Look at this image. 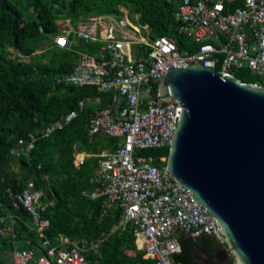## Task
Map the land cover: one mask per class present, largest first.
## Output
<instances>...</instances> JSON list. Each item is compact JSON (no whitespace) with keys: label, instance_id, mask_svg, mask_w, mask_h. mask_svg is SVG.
Masks as SVG:
<instances>
[{"label":"built area","instance_id":"obj_1","mask_svg":"<svg viewBox=\"0 0 264 264\" xmlns=\"http://www.w3.org/2000/svg\"><path fill=\"white\" fill-rule=\"evenodd\" d=\"M173 20L176 31L189 38L196 49L180 51L171 37L151 36L147 25L137 21V14L131 18L86 15L74 27L52 37L54 45L65 47L72 31L91 46L90 51H81L79 61L55 82L91 86L106 94V104L89 116L87 132L118 139L113 149L94 154L98 157L92 179L96 187L82 189L80 194L102 198L105 208L118 210L114 227L129 225L136 247L153 264H182L172 258L177 249L173 235L178 231L190 237L220 236L213 216L193 200L185 185H178L165 171V157L160 156L163 163L158 164L154 156L141 152L168 146L176 118L180 117L178 100H163L156 93L167 68L199 63L227 74L245 68L260 79L256 83H264V0H178ZM100 98L79 99L76 107L80 109L87 101L100 105ZM75 115V109L69 110L39 133L18 138L10 153L26 155L38 135L47 137ZM88 155L75 152V162L82 164ZM50 204L31 180L12 194L11 205L24 209L31 218L30 230L38 252L13 247L9 263L92 264L82 254V242H50L45 234L48 220L40 216ZM7 232L14 236L10 223L0 226L1 236Z\"/></svg>","mask_w":264,"mask_h":264},{"label":"trees","instance_id":"obj_2","mask_svg":"<svg viewBox=\"0 0 264 264\" xmlns=\"http://www.w3.org/2000/svg\"><path fill=\"white\" fill-rule=\"evenodd\" d=\"M177 2L0 0V226L10 223L14 233V236L9 232L0 235V264H10L8 256L14 243L25 236L29 238V248L37 247L29 214L11 205L12 194L22 190L29 180L51 200L40 216L48 220L45 234L52 244L58 245L60 236L82 242L85 245L82 254L92 264H153L150 258L143 257V250L135 247L129 225L112 230L118 220V210L105 208L102 198L91 199L80 194L82 189L96 187L92 179L98 157L94 154L113 149L118 139L87 132L88 118L106 104V94L91 86L55 82L79 61L80 52L90 51L91 46L71 35L69 39L73 42L69 40V45L56 46L52 36L74 27L86 15L113 14L129 18L137 14V21L147 25L151 36H169L180 51H193L197 46L175 29L173 13ZM19 5L32 8L34 16L24 17ZM234 75L241 82L260 81L245 68L234 70ZM96 95L101 96L100 105L87 101L80 109L76 107L77 100ZM72 109L76 110L75 117L47 137L38 135L26 155L10 153L18 138L39 133ZM79 151L89 154L82 164L74 158V153ZM141 152L154 156L162 164L158 158L166 159L168 146ZM210 240H214L211 247ZM175 242L177 249L172 258L182 264H200L196 261V247L210 254L224 247L219 239L207 234L197 237L181 234ZM20 247L26 245L20 244ZM211 264H234V261L230 256Z\"/></svg>","mask_w":264,"mask_h":264},{"label":"water","instance_id":"obj_3","mask_svg":"<svg viewBox=\"0 0 264 264\" xmlns=\"http://www.w3.org/2000/svg\"><path fill=\"white\" fill-rule=\"evenodd\" d=\"M156 93L182 106L165 171L213 216L224 244L211 256L197 247L196 261L264 264V85L194 63L168 67Z\"/></svg>","mask_w":264,"mask_h":264},{"label":"crops","instance_id":"obj_4","mask_svg":"<svg viewBox=\"0 0 264 264\" xmlns=\"http://www.w3.org/2000/svg\"><path fill=\"white\" fill-rule=\"evenodd\" d=\"M178 3V2H177ZM114 229H116L114 226L112 227V230H114ZM186 234V233H185ZM179 234L178 233H175L174 235H173V237H174V239L178 236ZM65 240V238H63L62 236H60V237H58V241L59 242H62V241H64ZM16 246H20V244H22V245H26V247H29V238L27 237V236H25V238H23V240H19L18 242H15L14 243ZM135 247H136V245H135ZM137 248V247H136ZM138 249V248H137ZM143 257L145 258V259H148V257H146L145 256V254L143 253ZM197 258V257H196ZM199 263V262H198Z\"/></svg>","mask_w":264,"mask_h":264},{"label":"rangeland","instance_id":"obj_5","mask_svg":"<svg viewBox=\"0 0 264 264\" xmlns=\"http://www.w3.org/2000/svg\"><path fill=\"white\" fill-rule=\"evenodd\" d=\"M19 8H20V10H23V14H24V17H28V16H30V15H32V16H34L33 15V11H32V8H29V9H24V7H22V5H19ZM132 17V16H131ZM131 17H129V18H131ZM141 24V23H140ZM68 29H70V27L68 28ZM70 35L73 37V39H75V40H79L78 38H76V36H75V34H73L72 33V31H70ZM53 37V36H52ZM41 38V37H40ZM50 38V37H49ZM45 40V39H44ZM48 44H49V42H47ZM52 43H53V41H52ZM41 48H39L38 50H40ZM37 50V51H38ZM16 53V52H15ZM15 53H13V54H15ZM78 54H79V52H78Z\"/></svg>","mask_w":264,"mask_h":264},{"label":"flooded vegetation","instance_id":"obj_6","mask_svg":"<svg viewBox=\"0 0 264 264\" xmlns=\"http://www.w3.org/2000/svg\"><path fill=\"white\" fill-rule=\"evenodd\" d=\"M213 244H214V240H210V241L208 242L209 247L213 246ZM208 245H207V246H208ZM196 249H197V247H196ZM215 250H217V249H215ZM215 250H213V251L211 252V254L208 253V255L211 256L212 253L215 252ZM196 252H197V250H196ZM205 252H206V251H205ZM196 257L198 258V255H197Z\"/></svg>","mask_w":264,"mask_h":264},{"label":"bare ground","instance_id":"obj_7","mask_svg":"<svg viewBox=\"0 0 264 264\" xmlns=\"http://www.w3.org/2000/svg\"><path fill=\"white\" fill-rule=\"evenodd\" d=\"M37 189H39V188H37ZM174 238V237H173ZM34 239H35V236H34ZM175 240V239H174ZM35 241H36V239H35ZM36 243H37V241H36ZM13 247H18V248H27V247H20V246H16L15 244L13 245ZM29 248V247H28ZM32 248H34L37 252H38V243H37V247H32Z\"/></svg>","mask_w":264,"mask_h":264}]
</instances>
